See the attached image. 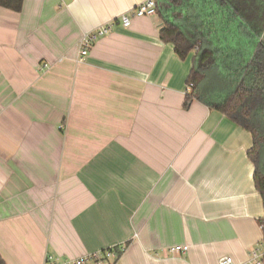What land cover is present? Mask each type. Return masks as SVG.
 Masks as SVG:
<instances>
[{"label":"crops","instance_id":"obj_1","mask_svg":"<svg viewBox=\"0 0 264 264\" xmlns=\"http://www.w3.org/2000/svg\"><path fill=\"white\" fill-rule=\"evenodd\" d=\"M143 1L0 6L4 264L119 245L114 264H253L264 249L253 136L185 105L192 55L161 40L157 12L122 24ZM110 25L82 58L84 35Z\"/></svg>","mask_w":264,"mask_h":264},{"label":"trees","instance_id":"obj_2","mask_svg":"<svg viewBox=\"0 0 264 264\" xmlns=\"http://www.w3.org/2000/svg\"><path fill=\"white\" fill-rule=\"evenodd\" d=\"M23 1L0 0V6L20 11ZM156 2L161 40L182 60L192 55L194 88L185 105L198 100L251 132L249 157L264 205V0ZM260 224L264 243V217Z\"/></svg>","mask_w":264,"mask_h":264},{"label":"built area","instance_id":"obj_3","mask_svg":"<svg viewBox=\"0 0 264 264\" xmlns=\"http://www.w3.org/2000/svg\"><path fill=\"white\" fill-rule=\"evenodd\" d=\"M157 12L156 0H144L142 3L131 9L129 12L121 15L122 24L125 27L131 25L133 16H149ZM113 26V25H112ZM112 26H103L94 33L90 32L84 35L79 46V55L85 58L89 54V46L97 36L104 35L112 29ZM194 84L187 85V92H192ZM125 246H111L109 248L99 249L79 257L62 256L49 254L46 256L43 264H114L123 253ZM187 245H175L170 247L171 252H185ZM250 256L253 264H264V249L255 247L250 250ZM220 264H234L232 257H224L219 261Z\"/></svg>","mask_w":264,"mask_h":264}]
</instances>
